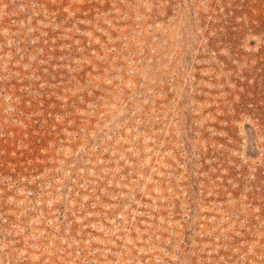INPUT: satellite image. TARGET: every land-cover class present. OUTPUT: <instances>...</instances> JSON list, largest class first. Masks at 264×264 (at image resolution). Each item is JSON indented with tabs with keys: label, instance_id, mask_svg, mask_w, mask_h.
Wrapping results in <instances>:
<instances>
[{
	"label": "rangeland",
	"instance_id": "rangeland-1",
	"mask_svg": "<svg viewBox=\"0 0 264 264\" xmlns=\"http://www.w3.org/2000/svg\"><path fill=\"white\" fill-rule=\"evenodd\" d=\"M0 264H264V0H0Z\"/></svg>",
	"mask_w": 264,
	"mask_h": 264
}]
</instances>
